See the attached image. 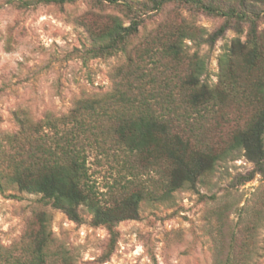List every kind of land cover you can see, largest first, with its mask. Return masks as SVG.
<instances>
[{"label": "rangeland", "instance_id": "374dc122", "mask_svg": "<svg viewBox=\"0 0 264 264\" xmlns=\"http://www.w3.org/2000/svg\"><path fill=\"white\" fill-rule=\"evenodd\" d=\"M114 1L18 8L0 0V264H6L5 259L21 264L33 259L32 237L42 217L47 245L44 262L38 264H264V173L242 181L254 164L241 149L218 160L194 188L184 186L162 200H141L136 219L116 224L113 246L108 228L94 225L85 207L78 208L79 221H73L41 194L21 191L9 182L14 162L27 161L37 142L49 145L45 134L60 137L71 128L61 124V118L79 101L116 96L126 90L132 72L158 79L164 77L158 76L162 69L169 79L183 72L182 64L162 59L153 66L146 57L157 50L164 32L180 29L192 36L184 40V51L204 59L201 81L210 87L217 84L219 59L234 40L250 47L251 29L264 52V0H210L223 10L236 8L245 19L210 16L185 4L167 3L144 16L123 50L84 60L81 55L92 45L90 28L104 26L111 16L126 25L129 14L123 2L144 10V0ZM225 22L226 31L213 45L201 41ZM236 69L241 77V67ZM176 81L169 85L172 107L181 106L183 98ZM238 98L227 97L221 107L201 116L191 114L193 130L187 126L185 136L202 149L223 152L231 134L245 127L256 108ZM159 107L151 101L152 110ZM47 121L59 129H51ZM103 127L102 141L108 149L113 126L108 122ZM86 152L89 173L107 205L137 190L163 193L160 172L142 169L139 157L122 154L114 159L94 149ZM124 160L136 165L135 176L122 167Z\"/></svg>", "mask_w": 264, "mask_h": 264}, {"label": "trees", "instance_id": "16d2710c", "mask_svg": "<svg viewBox=\"0 0 264 264\" xmlns=\"http://www.w3.org/2000/svg\"><path fill=\"white\" fill-rule=\"evenodd\" d=\"M8 1L18 8H28L37 4L62 6L79 0ZM144 1L142 11L127 2L121 4L129 14L126 25L118 17L111 16L104 26L90 28L92 45L84 51L82 58L106 57L123 50L125 44L138 32L144 16L167 3L185 4L210 16L235 17L240 20L246 17L232 6L223 10L219 4L210 0ZM238 1L243 3L246 0ZM227 27V22L223 23L201 41L213 45L223 36ZM252 33L251 29L250 47L234 40L228 52L220 57L218 81L210 87L201 81L206 71L204 59L196 54L190 57L184 51V40L192 39V36L180 29L176 33L164 32L162 38L159 37L161 43L157 50L147 52L146 57L153 66L162 59L183 65V72L174 77L177 80V91L183 93L181 106H171L174 100L171 99L173 95L169 85L174 78L169 79L166 70L162 69L158 73V76H164L162 79H158L157 75L150 77L132 72L129 76L134 77L127 82L126 90L116 96H109L105 100L79 101L66 117L61 118V124H71V128L62 131L60 137L45 134L49 145L37 142L27 161L14 162L9 182L16 184L21 191L41 194L53 208L62 211L73 221H79L78 208L85 207L92 214L94 225L108 228L113 246L117 237L114 230L116 224L136 219L141 200H162L184 186L194 188L201 176L211 172L215 163L232 151L243 150L247 159L254 164V169L243 177V182L250 181L256 173L263 174L264 52L256 43L255 33ZM237 66L241 67V77L237 75ZM155 85L158 87L155 88ZM227 97H239L247 104H254L256 108L245 127L231 134L227 148L215 154L210 149L197 146L195 140L186 137L183 131L187 126L190 131L193 130L191 114L201 116L203 111L219 108ZM151 101H157L160 106L158 111L152 110ZM108 122H111L113 129L110 148L106 149L102 138L105 136L103 126ZM46 125L54 130L59 129L49 121ZM86 149H94L114 159L122 154L125 157H139L142 169L160 172L164 181L163 193L156 196L153 191L137 190L107 205L100 198L92 174L89 173ZM122 162L127 173L135 176L136 165L129 164L127 160ZM38 222L40 228L32 237L34 257L27 264L44 262L43 249L47 240L43 217ZM5 262L21 264L10 259H5Z\"/></svg>", "mask_w": 264, "mask_h": 264}]
</instances>
